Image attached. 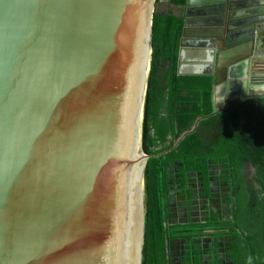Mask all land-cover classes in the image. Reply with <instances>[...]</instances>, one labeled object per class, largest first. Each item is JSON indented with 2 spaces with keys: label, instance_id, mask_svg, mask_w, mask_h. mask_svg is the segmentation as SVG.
Here are the masks:
<instances>
[{
  "label": "water",
  "instance_id": "95a60500",
  "mask_svg": "<svg viewBox=\"0 0 264 264\" xmlns=\"http://www.w3.org/2000/svg\"><path fill=\"white\" fill-rule=\"evenodd\" d=\"M157 1L0 0V264H136V236L143 263ZM247 6L186 0L177 73L214 74L215 103L225 80L227 106L259 93Z\"/></svg>",
  "mask_w": 264,
  "mask_h": 264
},
{
  "label": "flooded vegetation",
  "instance_id": "af4514ba",
  "mask_svg": "<svg viewBox=\"0 0 264 264\" xmlns=\"http://www.w3.org/2000/svg\"><path fill=\"white\" fill-rule=\"evenodd\" d=\"M231 124L227 114L198 121V152L191 161L178 155L183 137L170 135L158 147L163 149L157 155L168 162L162 183L170 264H246L252 246L257 257L264 254V171L254 163V148L240 141L242 131Z\"/></svg>",
  "mask_w": 264,
  "mask_h": 264
},
{
  "label": "trees",
  "instance_id": "16d2710c",
  "mask_svg": "<svg viewBox=\"0 0 264 264\" xmlns=\"http://www.w3.org/2000/svg\"><path fill=\"white\" fill-rule=\"evenodd\" d=\"M185 13L186 0L157 1L153 16V52L142 126L143 150L150 156L145 169L146 218L142 264H170L167 232L163 224L164 181L162 183L168 162L157 155L163 149L158 147L167 142L170 135L175 140L183 137L178 155L191 161L198 152L195 150L197 122H212L227 114L232 127L242 131L240 141L244 138L246 144L254 148V163L264 171V95L245 98L219 112L215 110L213 98L214 74L177 73ZM161 66H164L163 81L158 79ZM261 181L264 185V172ZM249 253L252 258L246 264H264L261 259L264 254L257 257L256 247H250Z\"/></svg>",
  "mask_w": 264,
  "mask_h": 264
},
{
  "label": "crops",
  "instance_id": "0c3cea01",
  "mask_svg": "<svg viewBox=\"0 0 264 264\" xmlns=\"http://www.w3.org/2000/svg\"><path fill=\"white\" fill-rule=\"evenodd\" d=\"M248 2H250V6H247V9L250 11V14L242 16V18L240 19L241 24H240L239 30H241L242 33L244 34L245 33L248 34L249 32H247L246 30L250 26V23L254 21L255 23L254 26L256 29L255 34H254L255 42L253 44V50L255 52L254 55L258 56L260 60H263L264 62V0H248ZM243 9H245V7H243ZM241 39L242 41L238 43L239 45H244V44H247V42H249V39H247L246 37H241ZM253 64H254V59L252 61V65ZM239 65L240 64L231 65L230 67H232V70H230V73H227V76L229 77V74H230L232 77L231 78L232 81L235 82L236 84H239L238 82L241 80L240 79L241 72L238 67ZM230 67H228V69ZM207 71L209 72L211 71V69L207 68ZM249 73H250V76H253V75H258L262 77L264 76V71H261V72L260 71H250ZM160 77H161V71H159V76H158V79L161 81ZM262 77L261 78L251 77V81L255 80L256 82H253V81H252L253 83L250 82L247 85V89L264 94V77L263 78ZM226 83L227 82L225 80V82L221 83L218 86L217 101L216 103L214 102L215 110L222 108L224 104H226V98L228 96V91H229L227 90ZM242 88H240L239 90H242Z\"/></svg>",
  "mask_w": 264,
  "mask_h": 264
},
{
  "label": "bare ground",
  "instance_id": "6f19581e",
  "mask_svg": "<svg viewBox=\"0 0 264 264\" xmlns=\"http://www.w3.org/2000/svg\"><path fill=\"white\" fill-rule=\"evenodd\" d=\"M136 169H137V167H136ZM138 244H139L138 237L136 236V264H138V257H137V254H138Z\"/></svg>",
  "mask_w": 264,
  "mask_h": 264
}]
</instances>
